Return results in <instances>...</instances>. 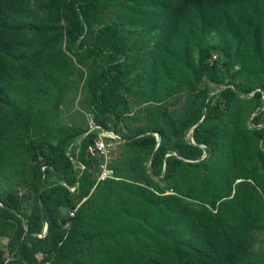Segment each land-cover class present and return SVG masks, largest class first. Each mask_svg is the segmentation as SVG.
Wrapping results in <instances>:
<instances>
[{
    "label": "trees",
    "instance_id": "1",
    "mask_svg": "<svg viewBox=\"0 0 264 264\" xmlns=\"http://www.w3.org/2000/svg\"><path fill=\"white\" fill-rule=\"evenodd\" d=\"M83 57L102 61L92 118L138 176L123 155L98 180L97 132L62 117ZM182 86L185 116L126 130V92ZM256 87L253 116L224 111ZM262 108L264 0H0V264H264Z\"/></svg>",
    "mask_w": 264,
    "mask_h": 264
},
{
    "label": "rangeland",
    "instance_id": "2",
    "mask_svg": "<svg viewBox=\"0 0 264 264\" xmlns=\"http://www.w3.org/2000/svg\"><path fill=\"white\" fill-rule=\"evenodd\" d=\"M106 18L108 19L106 23L112 22L109 16H106ZM95 30L96 28H92L90 31L93 33ZM74 61L76 64L75 73L72 75L70 81L67 80L65 83L60 108L62 117L65 121L75 124L81 128H86L92 118V114L90 113V99L86 87L87 81L90 76L102 66V61L97 62L91 58H84L82 61L75 59ZM137 74L138 72H134L132 76L128 78V83L130 85H133V81L137 77ZM211 82L212 81H208L207 83L210 90H212L215 86L212 85ZM216 84H218V82H216ZM239 85L242 89V80L239 81ZM256 88H254L255 90L251 91V94L249 95L248 93H243L241 97H237L228 108L224 109V111L232 109L235 112L243 113L244 117H247L248 114L249 118L250 116H253V114L250 113L256 110V99L254 98V95L255 91L259 89L258 87ZM134 90L138 91V87H135ZM196 93L197 90H194L192 87H171L166 90H162L157 101H145L137 93L126 92V94L130 95L133 103L135 104V109L133 110V108H130V115L127 116L125 121L126 130L139 131V125L142 126L143 124H147L151 115H162V111H167L168 115L174 119L182 118L189 111V100L194 101L196 99ZM215 100H217L216 97ZM151 107H153L152 112L149 110ZM260 119L264 121V108H262ZM123 144L118 142L114 145L112 148V159L109 160V165L112 164V161H114L115 158L120 160L123 158V155H126L125 160L122 161L124 167L129 170L131 174L138 176L141 160L137 154L129 153L127 148L123 147ZM146 160L149 161V156H147ZM21 197L24 208H28L32 201V196L28 195L25 190H21ZM4 240H7L6 236L2 240L3 243Z\"/></svg>",
    "mask_w": 264,
    "mask_h": 264
},
{
    "label": "built area",
    "instance_id": "3",
    "mask_svg": "<svg viewBox=\"0 0 264 264\" xmlns=\"http://www.w3.org/2000/svg\"><path fill=\"white\" fill-rule=\"evenodd\" d=\"M216 60H218V56L214 55L211 61L214 62ZM91 126L92 128H97L98 136L95 138L94 145L90 146V150L94 154H98L103 158L102 162L100 163L101 172L99 179L113 177V170L108 167V163L112 158V148L114 147L116 140L120 138V136L113 131L106 130L99 125H96L92 120Z\"/></svg>",
    "mask_w": 264,
    "mask_h": 264
},
{
    "label": "clouds",
    "instance_id": "4",
    "mask_svg": "<svg viewBox=\"0 0 264 264\" xmlns=\"http://www.w3.org/2000/svg\"><path fill=\"white\" fill-rule=\"evenodd\" d=\"M214 56V55H213ZM212 56V57H213ZM212 59V58H211ZM217 61V60H216ZM212 62V61H211ZM215 62V61H214ZM214 62H212V63H214ZM91 120L94 122V120H93V118H91ZM91 120L89 121V127H90V129L91 130H94V131H96L97 132V135H96V137L98 136V130H97V128H92V126H91ZM95 123V122H94ZM96 124V123H95ZM96 125H98V124H96ZM100 126V125H99ZM101 127V126H100ZM103 128V127H102ZM105 129V128H104ZM106 130H108V129H106ZM109 131H113V130H109ZM113 132H115V131H113ZM116 133V132H115ZM116 134H118V133H116ZM119 136H120V138H118L117 140H116V142L118 143V142H120L121 144H122V142L123 141H125V139L120 135V134H118ZM95 137V138H96ZM94 142H95V140H94ZM115 142V145L117 144ZM94 145V144H93ZM92 146V145H91ZM89 149H90V147H89ZM113 153V152H112ZM94 154V153H93ZM94 155H97L98 156V158H99V156L100 155H98V154H94ZM100 158H101V161H100V163L102 162V160H103V158L100 156ZM112 159V158H111ZM99 160V159H98ZM98 166H99V168H100V165L98 164ZM108 167H110L111 168V165H109V163H108ZM112 169V168H111ZM113 170V169H112ZM100 172H101V168H100ZM99 177H100V174H99ZM99 177H98V180H103V179H99ZM113 177H114V170H113ZM73 212H71V215H74V214H72Z\"/></svg>",
    "mask_w": 264,
    "mask_h": 264
}]
</instances>
